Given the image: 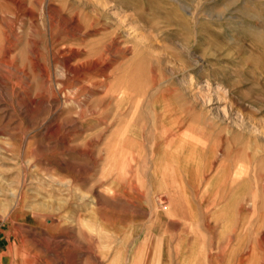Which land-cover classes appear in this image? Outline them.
<instances>
[{
	"label": "rangeland",
	"instance_id": "obj_1",
	"mask_svg": "<svg viewBox=\"0 0 264 264\" xmlns=\"http://www.w3.org/2000/svg\"><path fill=\"white\" fill-rule=\"evenodd\" d=\"M155 248L264 264V0H0V264Z\"/></svg>",
	"mask_w": 264,
	"mask_h": 264
},
{
	"label": "bare ground",
	"instance_id": "obj_2",
	"mask_svg": "<svg viewBox=\"0 0 264 264\" xmlns=\"http://www.w3.org/2000/svg\"><path fill=\"white\" fill-rule=\"evenodd\" d=\"M180 140V137H177L175 140ZM174 145H176L175 143H174ZM175 148H173L170 152H172V155L174 156V155H176V154H179V155H181L182 153L181 152H184L185 151V147H186V144L184 143V141H180V142H178V144L176 145V146H174ZM178 148V149H177ZM187 151V150H186ZM189 152V151H188ZM171 158V160L170 161H175L174 160V158L173 157H170ZM170 161H168L170 164H168L166 167H163L164 169V171L166 172V173H164V175L165 174H168V173H172L173 172V170L175 169V168H173L171 165H173V163L174 162H170ZM169 166V167H168ZM131 169V168H130ZM129 173H131V170H129ZM235 174V173H234ZM82 178V177H81ZM131 182L133 183L134 181V178H132L131 177ZM132 185H134L135 187H136V185H135V183H133ZM108 188V187H107ZM119 193V192H118ZM161 196V195H160ZM165 196V195H164ZM163 196V197H164ZM127 198V197H126ZM168 198V197H167ZM160 200H161V198H159ZM166 199V198H165ZM167 200V199H166ZM164 201V200H163ZM160 202V201H159ZM162 202V201H161ZM164 203V202H163ZM163 203H161V204H163ZM165 205V204H164ZM207 208V207H206ZM112 215V214H111ZM111 217V216H110ZM114 217V216H113ZM116 217V216H115ZM118 217V216H117ZM123 218V217H122ZM121 218V219H122ZM126 218V217H125ZM124 220V219H123ZM126 220H127V218H126ZM125 220V221H126ZM124 222V221H123ZM92 244V243H91ZM157 244H158V242H157ZM94 246V245H93ZM159 247H161V246H159ZM158 249V248H157ZM157 249L155 248L154 250L156 251V256H155V258H154V262H153V264H160V258L158 257V255L160 256V252H158L157 251ZM161 249V248H160ZM153 250V251H154ZM159 250V249H158ZM92 251V250H91ZM154 251V252H155ZM153 252V253H154ZM144 253V252H143ZM142 253V254H143ZM146 253H147V250H146ZM145 254V253H144ZM143 254V255H144ZM148 254V253H147ZM147 254H145V256L147 255ZM152 254V253H151ZM184 255V254H183ZM143 258V257H142ZM184 258V257H183ZM211 259V262H209L207 259ZM138 259H139V257H138ZM147 259V258H146ZM191 259V258H190ZM203 260V261H200V260ZM206 259V260H205ZM143 260V259H142ZM152 260V259H151ZM194 260V259H193ZM138 261V260H137ZM149 261H150V259H149ZM140 262L141 261H139V264H140ZM146 262V261H145ZM151 262V261H150ZM135 264H138V263H135ZM145 264V263H144ZM147 264H148V261H147ZM149 264H152V263H149ZM184 264H185V262H184ZM188 264H216L215 262H213V260H212V258L210 257V255H207L206 254V252H204V259L203 258H201L199 255L197 256V258H196V261H194L193 263H188ZM223 264H241V257L239 256L238 258H237V260H236V262H235V260L234 261H228V262H225V263H223Z\"/></svg>",
	"mask_w": 264,
	"mask_h": 264
}]
</instances>
